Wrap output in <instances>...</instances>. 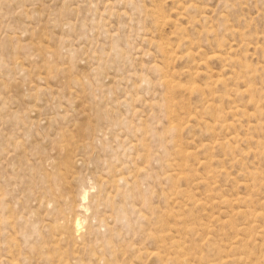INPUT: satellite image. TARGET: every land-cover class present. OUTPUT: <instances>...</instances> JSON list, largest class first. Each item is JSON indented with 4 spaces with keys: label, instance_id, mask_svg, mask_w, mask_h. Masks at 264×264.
Segmentation results:
<instances>
[{
    "label": "rangeland",
    "instance_id": "1",
    "mask_svg": "<svg viewBox=\"0 0 264 264\" xmlns=\"http://www.w3.org/2000/svg\"><path fill=\"white\" fill-rule=\"evenodd\" d=\"M262 216L264 0H0V264H264Z\"/></svg>",
    "mask_w": 264,
    "mask_h": 264
},
{
    "label": "bare ground",
    "instance_id": "2",
    "mask_svg": "<svg viewBox=\"0 0 264 264\" xmlns=\"http://www.w3.org/2000/svg\"><path fill=\"white\" fill-rule=\"evenodd\" d=\"M168 19V18H167ZM157 45H160V44H157ZM163 47V46H162ZM162 49V48H161ZM216 57V56H215ZM155 67V66H154ZM157 67V66H156ZM160 67V66H159ZM174 123V122H173ZM178 125V124H177ZM177 125H176V127H177ZM172 126V124L170 125V127ZM174 126V125H173ZM173 128V127H172ZM178 128V127H177ZM174 129V128H173ZM175 130H176V128H175ZM178 131V130H177ZM176 165V164H175ZM181 165V164H180ZM179 165V166H180ZM83 207V206H82ZM239 213V212H238ZM242 213V212H241ZM244 213V212H243ZM262 214H260V216H261ZM257 216H258V214H257ZM78 217V216H77ZM262 217H264V216H262ZM77 219V218H76ZM263 219V218H262ZM75 222H76V220H75ZM73 224V223H72ZM75 225V224H74ZM80 225H81V222L80 221H78L77 223H76V226L79 228L80 227ZM72 227V226H71ZM73 227H75V226H73ZM76 229V228H75ZM79 230V229H78ZM72 231V230H71ZM73 232V231H72ZM76 232V231H75ZM76 234V233H75ZM238 243V242H237ZM244 246V245H243ZM239 247V246H238ZM239 250H240V248H239ZM239 250L237 251V252H239ZM237 254V253H236ZM151 255V254H150ZM152 255H154L153 253H152ZM156 255V254H155ZM158 255V254H157ZM156 255V256H157ZM237 256V255H236ZM156 258V257H155ZM158 258V257H157ZM156 258V259H157ZM237 259L239 258V257H236ZM263 258H264V256H263ZM233 259V258H232ZM229 260V259H228ZM227 260V261H228ZM235 262H236V264H237V261H236V259H233ZM230 261V260H229ZM233 261V262H234ZM239 261V260H238ZM222 263V262H221ZM245 263V262H244ZM250 264V263H249Z\"/></svg>",
    "mask_w": 264,
    "mask_h": 264
}]
</instances>
